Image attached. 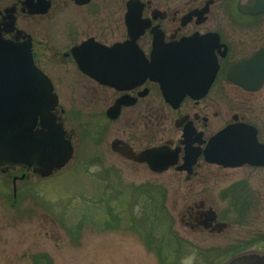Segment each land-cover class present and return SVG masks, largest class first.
Instances as JSON below:
<instances>
[{
  "label": "flooded vegetation",
  "instance_id": "flooded-vegetation-1",
  "mask_svg": "<svg viewBox=\"0 0 264 264\" xmlns=\"http://www.w3.org/2000/svg\"><path fill=\"white\" fill-rule=\"evenodd\" d=\"M45 2L49 7L42 12ZM239 3L0 0V38L30 48L34 64L51 81L58 99L52 114L63 123L75 153L76 127L81 132L97 128L110 137L111 151L124 164L145 166L169 182L168 190L170 186L179 191L173 206L184 239L197 236L226 243L237 225L221 203L231 202L241 211L264 206L254 197L264 187V81L250 89L228 76L233 66L264 51V13H244ZM164 62L170 69L166 89L148 70ZM64 93L70 95L69 115L61 105ZM40 121L35 129H41ZM229 126L230 135L212 145ZM114 141L117 149L135 154L157 147L178 151L177 163L155 172L115 151ZM221 159L244 163L225 166ZM0 170L12 179L18 178L16 172H22V178L33 174L18 166ZM222 178L232 180L222 190L223 199L200 193ZM207 250L199 254L264 255V231L239 245Z\"/></svg>",
  "mask_w": 264,
  "mask_h": 264
},
{
  "label": "rangeland",
  "instance_id": "rangeland-1",
  "mask_svg": "<svg viewBox=\"0 0 264 264\" xmlns=\"http://www.w3.org/2000/svg\"><path fill=\"white\" fill-rule=\"evenodd\" d=\"M69 103L64 93L68 115ZM76 131L77 152L52 176L16 172L14 180L0 170V264H223L229 255L199 250L220 251L264 231V206L241 211L223 201L237 225L226 243L184 239L173 206L179 191L145 166L124 164L103 130ZM231 181H213L200 193L223 199ZM257 192L264 203V187Z\"/></svg>",
  "mask_w": 264,
  "mask_h": 264
},
{
  "label": "water",
  "instance_id": "water-1",
  "mask_svg": "<svg viewBox=\"0 0 264 264\" xmlns=\"http://www.w3.org/2000/svg\"><path fill=\"white\" fill-rule=\"evenodd\" d=\"M77 2L84 4L89 0ZM44 7L42 12L47 11L49 3L45 2ZM239 9L248 14L264 13V0H240ZM205 56L207 59V54ZM154 65L157 67L154 70L153 66L148 67L149 71H154L150 75L166 89V72L170 70L168 63ZM158 65L163 66V70ZM228 76L231 81L244 88L259 86L264 80V51L233 66ZM211 81L212 77L204 86L206 90ZM184 95L185 92L181 94V98ZM57 103L51 82L35 66L30 48L18 47L0 38V166L32 168L35 174L44 178L69 163L74 148L71 140L66 137L63 123H58L52 114ZM39 118L41 129H35ZM231 130L232 126L218 134L212 140V145L218 138L229 136ZM116 145L114 141L112 148L115 151H120L129 159L147 163L156 172H163L177 162L178 152H170L166 147L151 148L135 154L131 149L119 150ZM218 162L225 166L244 163H229L222 159ZM223 264H264V255L252 252L233 255Z\"/></svg>",
  "mask_w": 264,
  "mask_h": 264
},
{
  "label": "trees",
  "instance_id": "trees-1",
  "mask_svg": "<svg viewBox=\"0 0 264 264\" xmlns=\"http://www.w3.org/2000/svg\"><path fill=\"white\" fill-rule=\"evenodd\" d=\"M187 251H189V245L188 243L185 241V253H187ZM161 259L163 260L162 256Z\"/></svg>",
  "mask_w": 264,
  "mask_h": 264
}]
</instances>
